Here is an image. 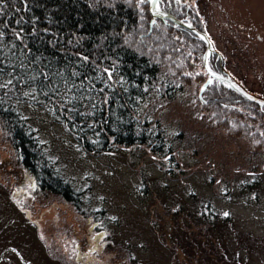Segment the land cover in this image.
<instances>
[{"label":"rangeland","instance_id":"374dc122","mask_svg":"<svg viewBox=\"0 0 264 264\" xmlns=\"http://www.w3.org/2000/svg\"><path fill=\"white\" fill-rule=\"evenodd\" d=\"M186 1L197 9L196 25L214 31L231 80L264 99V0ZM103 2L119 4L111 16L117 29L99 46H132L144 63L156 54L165 58L133 112L137 130L151 138L131 145L111 138L108 150H87L47 109L19 100L43 150L44 171L51 168L68 183L72 198L39 186L46 175L23 167L0 116V264H264L258 105L215 84L210 100L201 99L208 74L200 49L179 44L184 34L176 30L160 34V27L176 25H158L149 0ZM121 3L135 7V22ZM119 10L129 14L126 22ZM134 72L129 80L141 83L143 75ZM217 212L232 226L217 221Z\"/></svg>","mask_w":264,"mask_h":264},{"label":"trees","instance_id":"16d2710c","mask_svg":"<svg viewBox=\"0 0 264 264\" xmlns=\"http://www.w3.org/2000/svg\"><path fill=\"white\" fill-rule=\"evenodd\" d=\"M145 1L149 5L148 0ZM159 1L162 10H172L180 19L184 14L185 19L191 18L196 24L197 9L187 4L188 1ZM121 4L131 11V21L135 22L138 17L135 7ZM117 6L119 4L114 3L115 9L108 7L103 0H0V116L10 130L23 167L36 177L40 171L44 173L46 176L39 179V186L67 199L72 198L70 185L51 168L44 171L40 142L17 102L30 101L47 109L68 132L76 134V139L87 150H108L111 138L125 145L149 142L151 134L143 129L137 130L133 112L150 78L160 77L159 66L162 69L161 60L165 58L156 54V60L152 57L154 62L144 63L138 50L132 46L118 48L115 44L113 51L98 45L106 44L110 30L117 29L111 17ZM153 19L161 21L160 26L169 22ZM198 28L204 30L201 26ZM175 30L184 34L179 38V44L197 45L201 52L205 42L194 31L176 25L167 31L160 27L159 33L172 36ZM93 45L96 46L90 48ZM133 71L143 75L141 83L134 82L136 78L129 80ZM216 82V90L235 91L220 85L218 80ZM209 88L204 89L208 101L212 97ZM236 94L246 100L240 93ZM215 97L220 101V97ZM206 103L207 107L210 102ZM256 104L257 111L264 115V105ZM223 109L224 106L220 105V110ZM247 114L252 115L248 111ZM252 142L262 145L259 139ZM216 214L217 221L232 226L231 218L222 217L221 212Z\"/></svg>","mask_w":264,"mask_h":264},{"label":"water","instance_id":"95a60500","mask_svg":"<svg viewBox=\"0 0 264 264\" xmlns=\"http://www.w3.org/2000/svg\"><path fill=\"white\" fill-rule=\"evenodd\" d=\"M157 2V0H154ZM161 15H165V13L163 12H160ZM167 15L171 16V18L177 22H179V20L174 17V15H170L168 13H166ZM193 31H195L196 33L200 34L202 37H204L206 39V41L208 42V47H207V51L211 50L212 49V43L211 41L209 40L208 36L199 31L198 29L196 28H193ZM205 65H206V68H207V64H206V60H205ZM208 69V68H207ZM211 74H213L215 77H217L218 79H220L221 81H224L225 80V83L233 88V89H236L237 91H239L241 94H243L246 98L252 100V101H255L261 105L264 104V99L263 98H260V97H257L255 96L254 94L248 92L247 90H245L242 86H240L239 84H237L236 82H234L233 80H231V78L229 76H223L222 74L220 73H217L215 71H210Z\"/></svg>","mask_w":264,"mask_h":264},{"label":"bare ground","instance_id":"6f19581e","mask_svg":"<svg viewBox=\"0 0 264 264\" xmlns=\"http://www.w3.org/2000/svg\"><path fill=\"white\" fill-rule=\"evenodd\" d=\"M149 1H150V7H151V14H152V16H153L154 18H158V19H162V20H165V19L170 20V21L173 22L175 25H177V26H179V27H182V28H185V29H188V30H190V31H193V28H195L193 25H191V24H189V23L183 21L182 19L177 18L176 16H175V17L179 20V22L173 20V19L171 18V16H169V15L166 14V13H168V14L172 15V13L169 12V11H168V12H165L164 10H162V9L160 8V4H159V2H156V1H154V0H149ZM160 12L165 13V15H161ZM196 29H197V28H196ZM213 71H214V70H213ZM215 72H216V71H215Z\"/></svg>","mask_w":264,"mask_h":264},{"label":"flooded vegetation","instance_id":"af4514ba","mask_svg":"<svg viewBox=\"0 0 264 264\" xmlns=\"http://www.w3.org/2000/svg\"><path fill=\"white\" fill-rule=\"evenodd\" d=\"M186 17H184V15L182 16V20L183 21H185V22H187V23H189V24H191V25H193L195 28H198V26L196 25V24H194V22H193V20L191 19V18H189V19H185ZM233 27H235V25L231 22L230 23ZM207 28V27H206ZM183 29H185V28H183ZM186 30H188V29H186ZM188 31H190V30H188ZM191 32V31H190ZM212 32H214L212 29L210 30V35H211V37H212V39H213V41H214V43H215V45H216V47L218 48V47H220L221 45H220V42H219V40L218 39H214L213 38V35L211 34ZM261 37V36H260ZM221 49H222V47H221ZM246 50H247V48H245ZM223 50V49H222ZM226 54H228L225 50H223ZM216 55H218L220 58L218 59V58H215V55L214 56H212V60L213 61H216V62H220L218 65L217 64H214V66L216 67V68H214L213 70L214 71H216V70H218V71H223L222 69H229V67H225L224 66V61H225V59H224V57L225 56H223V55H221V54H218V53H216ZM225 55V54H224Z\"/></svg>","mask_w":264,"mask_h":264},{"label":"snow or ice","instance_id":"6c2138e0","mask_svg":"<svg viewBox=\"0 0 264 264\" xmlns=\"http://www.w3.org/2000/svg\"><path fill=\"white\" fill-rule=\"evenodd\" d=\"M225 215H227V213H225Z\"/></svg>","mask_w":264,"mask_h":264}]
</instances>
